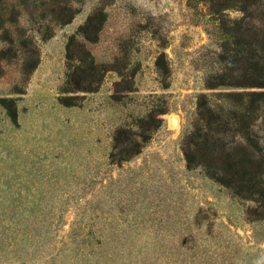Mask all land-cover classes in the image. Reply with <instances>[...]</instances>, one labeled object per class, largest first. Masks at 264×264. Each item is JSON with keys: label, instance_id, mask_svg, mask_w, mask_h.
<instances>
[{"label": "rangeland", "instance_id": "rangeland-1", "mask_svg": "<svg viewBox=\"0 0 264 264\" xmlns=\"http://www.w3.org/2000/svg\"><path fill=\"white\" fill-rule=\"evenodd\" d=\"M203 94L264 136V0H0V264H264V201L187 166Z\"/></svg>", "mask_w": 264, "mask_h": 264}, {"label": "trees", "instance_id": "trees-1", "mask_svg": "<svg viewBox=\"0 0 264 264\" xmlns=\"http://www.w3.org/2000/svg\"><path fill=\"white\" fill-rule=\"evenodd\" d=\"M73 39L68 44V50ZM77 68L82 67L78 65ZM81 70L84 73L83 82L77 77L73 79L77 71L70 72L68 76V82L76 83L72 86V90H95L102 80L104 68H100L91 58ZM219 85H224V83L209 80L207 82V87L210 88ZM249 95L251 93L247 92L229 94L230 98L241 106ZM200 100L198 114L203 124L196 126L183 141L187 166L201 167L210 178L246 199L264 201V136L254 129L257 125L256 118L253 116L247 122V130H236L235 136L230 139L227 136L229 135L227 128L223 126L227 121L224 120L222 112L213 107L206 99V95H201ZM249 100L254 101L250 97ZM215 123L216 127L213 126ZM261 128L264 131V119ZM131 132L126 128L116 131V144L111 154L112 159L127 160L141 151L147 136L141 134L138 137L137 134L132 137L128 135ZM125 143L127 144L124 145Z\"/></svg>", "mask_w": 264, "mask_h": 264}]
</instances>
